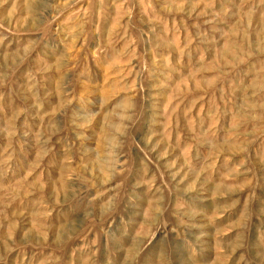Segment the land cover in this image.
Instances as JSON below:
<instances>
[{
  "label": "rangeland",
  "instance_id": "374dc122",
  "mask_svg": "<svg viewBox=\"0 0 264 264\" xmlns=\"http://www.w3.org/2000/svg\"><path fill=\"white\" fill-rule=\"evenodd\" d=\"M0 264H264V0H0Z\"/></svg>",
  "mask_w": 264,
  "mask_h": 264
}]
</instances>
